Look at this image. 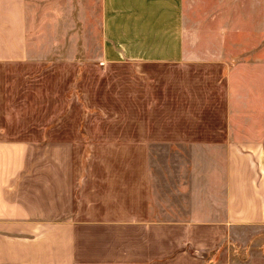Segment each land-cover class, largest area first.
<instances>
[{
	"label": "crops",
	"instance_id": "obj_1",
	"mask_svg": "<svg viewBox=\"0 0 264 264\" xmlns=\"http://www.w3.org/2000/svg\"><path fill=\"white\" fill-rule=\"evenodd\" d=\"M88 2L0 0V264H264V0Z\"/></svg>",
	"mask_w": 264,
	"mask_h": 264
},
{
	"label": "rangeland",
	"instance_id": "obj_2",
	"mask_svg": "<svg viewBox=\"0 0 264 264\" xmlns=\"http://www.w3.org/2000/svg\"><path fill=\"white\" fill-rule=\"evenodd\" d=\"M27 2L28 10L34 18L33 22L30 23L31 34L34 31L37 42L34 45V52L40 56L51 57L80 56L83 59H89L94 56L92 49L78 50L71 45L74 43L73 37H79V35L74 34L79 29V23H81V19L74 16V12L78 9L79 0H27ZM87 4L89 6L86 9V18H83L86 24H83L82 29H87L88 32L86 36L81 35V39L94 46L97 42V35L95 34L98 28L97 4L95 0H89ZM49 14L55 16L49 18ZM59 31L60 41L58 40ZM261 40L264 43V35Z\"/></svg>",
	"mask_w": 264,
	"mask_h": 264
}]
</instances>
